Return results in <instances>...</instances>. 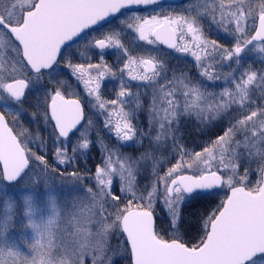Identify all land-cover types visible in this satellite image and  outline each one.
Instances as JSON below:
<instances>
[{"label":"snow or ice","instance_id":"6c2138e0","mask_svg":"<svg viewBox=\"0 0 264 264\" xmlns=\"http://www.w3.org/2000/svg\"><path fill=\"white\" fill-rule=\"evenodd\" d=\"M0 264H264V0H0Z\"/></svg>","mask_w":264,"mask_h":264}]
</instances>
